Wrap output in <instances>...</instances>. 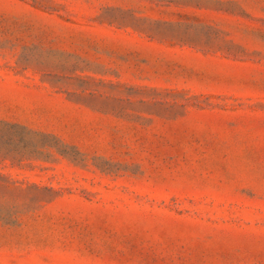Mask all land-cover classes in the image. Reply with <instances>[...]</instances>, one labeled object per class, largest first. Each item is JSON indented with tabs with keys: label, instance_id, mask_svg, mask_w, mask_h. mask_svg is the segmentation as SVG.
<instances>
[{
	"label": "rangeland",
	"instance_id": "1",
	"mask_svg": "<svg viewBox=\"0 0 264 264\" xmlns=\"http://www.w3.org/2000/svg\"><path fill=\"white\" fill-rule=\"evenodd\" d=\"M0 264H264V0H0Z\"/></svg>",
	"mask_w": 264,
	"mask_h": 264
}]
</instances>
